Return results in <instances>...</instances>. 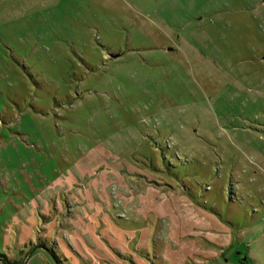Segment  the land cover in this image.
<instances>
[{"label": "rangeland", "instance_id": "374dc122", "mask_svg": "<svg viewBox=\"0 0 264 264\" xmlns=\"http://www.w3.org/2000/svg\"><path fill=\"white\" fill-rule=\"evenodd\" d=\"M0 264H264V0H0Z\"/></svg>", "mask_w": 264, "mask_h": 264}, {"label": "trees", "instance_id": "16d2710c", "mask_svg": "<svg viewBox=\"0 0 264 264\" xmlns=\"http://www.w3.org/2000/svg\"><path fill=\"white\" fill-rule=\"evenodd\" d=\"M2 259H3V256L0 255V261H1ZM13 264H22V263H17V262H15V263H13ZM23 264H25V262H24Z\"/></svg>", "mask_w": 264, "mask_h": 264}, {"label": "crops", "instance_id": "0c3cea01", "mask_svg": "<svg viewBox=\"0 0 264 264\" xmlns=\"http://www.w3.org/2000/svg\"><path fill=\"white\" fill-rule=\"evenodd\" d=\"M18 263V262H17Z\"/></svg>", "mask_w": 264, "mask_h": 264}]
</instances>
